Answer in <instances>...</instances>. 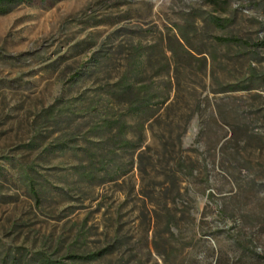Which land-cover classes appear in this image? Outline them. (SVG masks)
Returning a JSON list of instances; mask_svg holds the SVG:
<instances>
[{
    "label": "rangeland",
    "instance_id": "obj_1",
    "mask_svg": "<svg viewBox=\"0 0 264 264\" xmlns=\"http://www.w3.org/2000/svg\"><path fill=\"white\" fill-rule=\"evenodd\" d=\"M7 11L0 264H264V0Z\"/></svg>",
    "mask_w": 264,
    "mask_h": 264
},
{
    "label": "trees",
    "instance_id": "obj_2",
    "mask_svg": "<svg viewBox=\"0 0 264 264\" xmlns=\"http://www.w3.org/2000/svg\"><path fill=\"white\" fill-rule=\"evenodd\" d=\"M32 0H0V14H4L7 13V7L10 4H16V5H21V4H28L30 3ZM181 38L182 40H184L186 43H188V39L181 34ZM233 42H236L238 45H243V42L241 40H230ZM124 90L126 93H129L130 96H135V91L137 92L136 89H134V87L132 85H126L124 86ZM131 113H147L149 111H151V107L149 106V104H139L138 103V99L135 97V100H131V108H130ZM129 142L128 141H123V146H128Z\"/></svg>",
    "mask_w": 264,
    "mask_h": 264
}]
</instances>
